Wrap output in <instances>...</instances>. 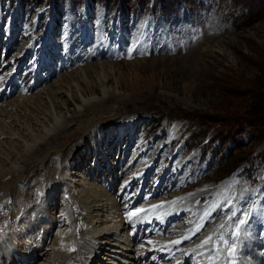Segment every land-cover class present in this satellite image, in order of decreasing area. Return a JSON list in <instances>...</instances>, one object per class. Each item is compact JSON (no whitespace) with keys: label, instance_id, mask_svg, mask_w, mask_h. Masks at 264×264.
Wrapping results in <instances>:
<instances>
[{"label":"rangeland","instance_id":"rangeland-1","mask_svg":"<svg viewBox=\"0 0 264 264\" xmlns=\"http://www.w3.org/2000/svg\"><path fill=\"white\" fill-rule=\"evenodd\" d=\"M205 1L201 0L200 2L204 4ZM157 2H161V4H157ZM194 2L195 0H186V2L185 0H0V39H2V36H8L5 42L8 43L10 39L12 40L10 42L11 45L6 50L8 51L6 55L3 53V48L0 49V66L1 63L9 60V69L13 67L11 60L14 58V54L18 57L20 51L26 49V35H29L31 31L25 30H29L31 27L33 29H40L35 31L33 37L29 35L27 41L33 43L29 45L28 51L30 54H33L36 49L35 44L40 41L42 48L38 50L36 55L31 56L33 60L38 58V64L33 67L32 62L28 61L26 64L28 69L34 70L32 68H35L36 70L39 65H47L48 61L55 60L53 62L55 68L52 72L46 70V66L42 67L48 73L43 74L42 80H35L36 82L41 81L43 83L29 92L31 96L49 87L53 91H58L59 89L63 93H65L67 85L75 87L76 90L79 89V93L81 89L84 90L83 85L79 82L80 80L78 81L75 76L80 69H87V64H89L85 60L90 42L84 39L88 33L83 35V39L78 36L70 37L65 33L64 23L62 24L60 28L62 37L58 38V40L60 41L62 52L66 57V62L61 66L60 72L57 71L56 69L62 62L63 54L62 52H56L51 45H48V42H46L48 38L43 35L45 32L49 33L50 22L48 23V21L52 14H54V11L60 14L57 17L58 20L64 18L65 22L71 25L74 23V17H76L78 23L74 31L81 33L88 28L91 16L99 11L97 9L98 6L106 5V7H111L116 12L115 15L121 13L122 20L126 22L135 17L136 13H140L144 9L149 10L152 4H154L153 7H156L155 10L158 13V18H156L157 21L155 22L156 27L152 29L160 34L155 39L157 45L148 43L141 47H130L134 36H146L142 30L133 29L129 33H125L126 37L122 46L135 54L143 48L144 50L137 56V59L135 58L130 61L124 58L120 59L116 51L114 55L117 56L118 62H113L112 56L107 57V59H98L91 62L92 64H113L112 68L106 69L102 75L106 79L104 82H106L105 86L107 89H115L116 94L120 96L119 102L115 104L119 112L110 123L116 127L113 125H100V131L99 129H97V132L87 130V133L78 130L81 129V126L71 128L69 133L72 134V138L67 141L60 151L50 153L51 158L49 157L48 161L51 162L55 153L60 152L61 156L63 155L59 163L60 167L65 163L64 160L70 157L72 162L71 172L73 170V172H82V174L80 173L82 177L83 174H102L105 172L107 181L104 182L105 179L103 178L101 183L97 182V185L107 189V192L113 194L112 197H118L116 195L117 191H119L121 183H123L125 178H129L128 182H130L133 177L139 174L141 180L138 181V184L123 194L125 196L126 193H130L127 200L123 201L124 196H122L121 201L119 200L118 202L119 206L126 207L131 202L130 198L134 195L135 189L136 192L139 190L138 195H135L136 198L139 195L141 198L135 203L134 208L131 209L132 211L139 209L147 197L148 201L151 202L158 201L159 199L171 202L173 200L171 196L183 199L200 190H208L209 195H211L216 187H220L221 194L220 189L217 194H212L214 197L220 195L214 201L212 199L213 202L210 207L207 205L204 210L206 211L209 208L212 213L208 217L210 219L209 222L205 225L202 232L197 237H194L195 239L193 238L188 241L182 248L191 243L198 244V247H201L202 243H197L198 239L204 236V233L209 231V229L210 233L214 231L217 227H213L212 229L211 227L220 218L223 217L222 223L227 224L223 220L228 211L222 210L223 206L216 209L218 204L216 207L214 204L220 202L229 193L232 182L233 189L227 200L230 203L231 201L234 202V198L237 195L236 188L240 190L242 187L244 192L241 195L246 196V194L251 192L252 196H255V198H252V202L255 201L258 206L259 202L256 190L260 196L259 200L262 197L264 198V114L260 116H253V114H251L252 116L244 115V112L247 110L245 108H247L252 94L254 95L255 93L256 81L264 75V0H208L210 3L206 8L207 13H205V18H194V21H198V23L205 20V31L207 33L196 38L193 42H191L187 34H182L175 39L173 31L175 29V21L171 20L169 26H167V18L170 14H176V10L169 14L167 10H162L167 9L168 6L172 8L174 3H183L186 6H191L190 4ZM244 3H246V7ZM244 8L246 9L244 10ZM38 10H48L46 28L42 26L44 25L43 18L47 12L39 14ZM75 10L79 11V17L75 15ZM12 20L15 21L13 23L15 28L10 33L9 27L6 25L7 22H12ZM212 23L216 24L213 26ZM130 24L134 28L139 25L132 20ZM16 26H18V29ZM100 26L101 22L98 24V27ZM119 30H123L121 24L119 25ZM92 34L97 37L99 33L92 32ZM19 35L21 37H18ZM113 40L109 39L106 42L108 43ZM17 44L19 48L15 46ZM46 46L47 48L43 52V48ZM12 48L16 52H13L11 55L10 50ZM85 51L87 53L82 56L79 54L78 56L70 55V53H82ZM56 53L58 56L55 55ZM70 58L72 59L68 61L67 59ZM22 61L16 59L14 64L21 63ZM79 61L84 62L76 69L71 67L74 66L72 64ZM69 65L70 67H68ZM48 67L50 68L51 65H48ZM2 70L4 73L9 71L8 66L7 68H2ZM18 72H21V70H18ZM2 75H0V82H6L8 78L5 79L6 75ZM8 75L11 76L10 73ZM70 77L75 79L69 80ZM29 79H26V81ZM93 80V78L89 79L87 77L83 81L89 85H96ZM1 85L2 83H0ZM1 90L6 89L3 86ZM5 94L7 101L15 99L19 95L17 92H13L11 95L2 93V95ZM74 94L73 88V90L69 91L68 95L67 93H61L57 97L55 96L56 98L54 97L56 99H54L55 102L60 103V105L66 103L67 100L70 101L67 106H63L65 109H68L69 115L73 114L80 105L79 101L75 102L73 100L71 95ZM100 96L101 93H98L96 98H100ZM44 106L39 111L40 114L48 112L49 107ZM62 111L64 112V110ZM206 116H209L212 120H222L221 127L225 126L228 122H240L241 120L246 122V126L238 129L243 132L240 136L236 132L234 134L223 133L224 128L221 129V127L211 124H199L198 117ZM172 118L183 121H171ZM203 120L205 119L203 118ZM205 127H208V129H205ZM130 129H134L132 136H129L127 132ZM182 130L187 131V134H192L191 139L187 141L186 145L190 146L196 141H200L202 142L203 151L196 149L189 154L185 153V148L182 144L184 133L179 139L175 138ZM255 130L259 134H255ZM77 132L79 133L77 134ZM121 132L122 138L119 139L118 135ZM19 133L16 135L18 139L12 138L9 140L5 154L0 153V175L7 173L16 165L22 166L21 160L24 155V148L21 140L23 136ZM206 139H209V141L206 142ZM95 140L101 144L94 152L95 145L93 147V144H95ZM171 140L172 142H170ZM59 144V142L55 141L52 147H59ZM56 150H59V148H56ZM128 165L132 169L128 170L129 173L123 175L122 171L129 167ZM43 171H41V168L37 170L32 165H26V170L23 171L22 177H7L3 179L11 185L10 188H12L13 192L12 199L6 204L5 202L1 204L3 193H0V226L10 228L12 225H26L28 220L33 221L32 215L35 213V208L26 211L25 207L37 205L41 200H45V198H42L40 188L44 191L49 190L50 183H52L49 179H46L45 182L39 179V174L41 175ZM135 171L137 172L132 175ZM109 174L112 175L114 180L113 188L108 186V183L111 181ZM131 175L132 177H130ZM162 176L166 178L164 179ZM72 177L73 179L81 180L76 175ZM171 178H173L172 181H170ZM87 179H90V177L88 176ZM3 180L2 182H4ZM32 180H39V183L32 185ZM221 181L224 182L220 184ZM66 182L69 183V181ZM165 184L170 189L173 188L174 184L178 186L170 190L169 193L166 192L159 195L158 192H155L159 186H163L162 188H164ZM225 185L227 187L222 189ZM56 186L59 187V191L56 192L54 202L47 209L50 213L49 216L53 218V222L60 216L61 206L65 202L63 196L66 197V192L63 195L62 191L64 185ZM22 191L29 193L25 200L21 197ZM154 193L156 194L153 196ZM20 199L23 202L19 203ZM208 200L209 196L206 199H200L195 204L192 203L190 209H196V213H202L203 208L201 204L206 201L208 202ZM229 202L224 205L228 207ZM261 203L264 204V201L262 200ZM156 205L160 206L159 203H156ZM197 205H200V207ZM233 206L236 208L237 213L235 203H233ZM257 209L258 207L253 209L255 211H252L256 212ZM213 210H219L218 214L213 215ZM263 212L264 205L260 207L259 215H262ZM236 213L233 218L236 216ZM16 214H18L17 220L13 219ZM247 219L248 223L253 221L250 217ZM12 220L15 221L12 222ZM260 220L264 221V216ZM237 221L241 225L238 219ZM171 224H176L173 228L179 227V224L180 226L182 224V220ZM57 228L58 226H55L53 232ZM228 228L230 230L229 225ZM168 229L170 228L167 226L166 231ZM39 232L38 230L36 233ZM224 232L226 233L225 228ZM1 233H3V229H0ZM36 233L34 234L35 236ZM238 237L240 235L235 234L233 241L236 242ZM40 240L41 235L34 239L35 242H40ZM243 243H246L248 247V240ZM243 243L242 248L244 249ZM253 248L257 252V255L252 261H261V264H264V257L258 251L259 248L256 246ZM27 250H29V247H26ZM34 253L36 254L38 251L35 250ZM240 254H243L244 257L247 256L245 253ZM99 256L102 255L99 254ZM34 260H32L31 264H36ZM154 261V263H158V260L154 259ZM2 264L5 263L3 262ZM158 264H171V262L165 260L160 261Z\"/></svg>","mask_w":264,"mask_h":264},{"label":"bare ground","instance_id":"bare-ground-1","mask_svg":"<svg viewBox=\"0 0 264 264\" xmlns=\"http://www.w3.org/2000/svg\"><path fill=\"white\" fill-rule=\"evenodd\" d=\"M100 37L101 34H97V38ZM122 37L125 38L126 34L123 33ZM115 52L116 50L114 54ZM71 59L72 58L67 60L69 61ZM98 59H102V51L98 48L96 50L89 48L85 60L89 63L87 64V69H80L75 76L78 81L80 80L79 82L83 85L84 90L81 89L79 93V89L76 90V88L72 86L75 94L71 96L75 102L79 101L80 105L71 115H69L68 109L63 107L69 104V100L61 105L55 102V98L58 94L67 93L68 95L69 91L73 90L71 86L67 85V87H65V93L61 92L59 89L58 91H53L49 87L43 89L40 93L32 94V96L31 94H27L26 96L18 95L15 99L7 101L5 99L6 96L2 95L3 90H1V88L4 86V89H9L11 92L13 90L12 88H15V86L11 88L7 82L10 81V83H12L11 85H13L15 84L14 79L7 73V76L10 77H8L6 82H0L2 83L0 86V153L5 154L9 140L12 138L18 139L16 135L19 132L21 136H23L22 139L19 135L22 139L21 142L24 148V155L21 160L22 166L16 165L7 173L0 175V193H3L1 204L4 202L6 204L12 199L13 192L12 188H10L11 185L3 179L7 177H22L23 171L26 170V165H32L37 170L41 168V171H44L41 175L39 174V179H42V182H45L46 179L52 182L50 183L49 190L44 191L40 188L41 195L43 196L42 198H45V200H41L38 204L36 203L37 205L34 204L25 207L26 211L35 208V213L32 215L33 221L28 220L26 225H12L11 227L9 226L10 228H3L2 225L0 226V229H3V233L0 234V264L3 262L5 264H31L34 259L36 264H156L154 263L155 261H150L155 258L156 254H160L157 259L155 258L158 262L163 259L171 260L173 264H184V262L179 263L178 259L189 255L188 258H191L189 264H196L194 258L203 256V254L200 253V248H195L198 244L191 243L182 248L185 243L197 237L210 220L207 218V221L203 223L207 215L205 211L204 213L192 215L195 211L190 209V207L192 203L195 204L198 200L206 199L209 196L208 202L206 201L201 204L202 207L203 205L206 207L207 204L211 203L214 197L212 194H217L220 187H216V192L213 191L211 195H209L208 190H200L191 196L179 199V202L174 196H171V199H173L171 202H165L162 201V199L151 202L148 201L147 197L144 204L139 207V209H144L143 212H139L130 219V214L136 212V210L132 211L131 209L134 208L135 203L138 202L141 196L139 195V197L137 196L136 198V193L132 195L130 198L131 202L126 207L119 206L118 202L119 200L121 201L124 191H129L130 188L138 184V181L141 180L139 174L133 177L127 185L121 183L123 185L116 194L118 197H112L113 194L107 192V189L97 185V182L101 183L103 178L105 179L104 182L107 181L105 172L102 174L97 173L98 175L96 173H90V175L83 174L82 177V172H73L74 170L71 172L72 162L70 157H67L64 160L65 163L60 167L59 163L63 158L60 152L55 153L51 162L48 161L51 156L49 155L50 153L60 151L61 148L66 145L67 141L72 138V134L69 133L71 128L81 126V129L78 130L85 133L87 130L97 132L100 125H113L110 123L114 119L113 117L119 112L115 104L119 102L120 96L116 94L115 89H107L105 86L106 82H104L106 79H104L102 75L106 69H111L113 64L91 63ZM104 59H107V57ZM7 66L8 70L12 69H9V60L1 63L0 67L7 68ZM87 77H89V79L93 78V82L96 85L86 84L83 80ZM75 78L70 77L69 80H74ZM28 81L29 80L26 82ZM98 93H101L100 98H96ZM44 105L49 107L48 112L40 114L39 111L42 107H45ZM62 110H64V112ZM113 126L116 127L115 125ZM100 130L101 129H99V131ZM127 132L129 136H132L134 129H130ZM78 133L79 132H77V134ZM118 136V138L121 139L122 132ZM55 141L60 143L59 147H56L59 148V150L52 147ZM100 144L99 141L95 140V144H93V147L95 145V150L93 149L94 152L97 150V147H100ZM130 169H132V167H127L122 171V174L125 175L129 173L128 170ZM136 172L137 171L133 172L132 175ZM74 175L78 176L81 180L73 179L72 176ZM132 175L130 177H132ZM88 176L90 179H87ZM162 177L164 179L166 178L164 176ZM110 178L111 181L108 183V186L113 188L114 180L112 175H110ZM2 180L4 182H2ZM128 180L129 178H125L124 181L127 182ZM172 180L173 178H171L170 181ZM38 181L32 180L31 184L35 185L39 183ZM66 181H69V183ZM186 182H188V180H186ZM177 184H174L171 189L167 187L166 184L164 188H162L163 186H159L155 192H158L159 195L165 194L166 192L169 193L170 190L178 186ZM56 185H64L62 191L63 195L64 192H66V197L63 196L65 202H63L61 206L60 216L53 222V218L49 216L50 213L47 209L49 205H52L55 194L59 191V187ZM121 188L124 189L122 193ZM134 192H136V189ZM243 192V187L240 190L236 188L237 195L234 198V202L237 204L238 208L248 210L243 205L245 198L247 195L251 196V198H255V196H252L253 194L251 192L246 194V196H242L241 193ZM21 194L22 199L25 200L29 193L22 191ZM155 194L156 193H154L153 196ZM128 195L126 194L124 196L123 201L127 200L126 197ZM228 199L229 196L225 198L221 207L229 202L227 201ZM18 202L20 203L23 201L20 199ZM156 203H159L160 206L156 205ZM249 207L253 210L258 207V204L253 201ZM160 212H163L162 217H158ZM218 212L219 210L214 211L213 215L218 214ZM248 217L252 220L255 218L259 219L258 216L253 217L252 215L249 216V214L247 215V218ZM222 218L219 220L217 219L218 221L211 227V229L217 227L211 232L214 233L211 244L214 245L215 249H219L222 245V249L218 252V256L225 259L229 256L236 257L240 253H245L247 256L244 257L243 254H240L238 263L235 264H261V261H252L257 255V252L253 248L255 246L253 239L251 237L242 238L240 236L236 242L233 241V237L237 233H225V224L222 223ZM13 219L17 220L18 214H16ZM15 220H12V222ZM180 220H182L181 226L179 224V227L170 228L166 231L167 226ZM55 226H58V228L53 232ZM249 227L252 231L257 230L253 221H250ZM38 230L40 232L36 233ZM219 230L221 231L219 232ZM162 232H164V234L161 235ZM35 233L36 236L34 235ZM209 233L210 229L204 233V236L198 239L197 243L204 240ZM40 235V242H35L34 239ZM163 237L165 240L162 239ZM246 240H248L249 245L247 248L243 249L242 243ZM176 241H179V243H174ZM255 242L256 244L259 243L257 239ZM26 247H29V250L26 251ZM201 247H205V244H202ZM179 248H182V250L172 256V252ZM232 249H235V251L230 254V250ZM35 250L38 251L39 254H35ZM163 250H166L165 253H161ZM99 254L102 256H99ZM147 257H151V259L146 260ZM145 260L146 262H144ZM246 260L249 261L244 262ZM224 263L225 262L222 264Z\"/></svg>","mask_w":264,"mask_h":264},{"label":"trees","instance_id":"trees-1","mask_svg":"<svg viewBox=\"0 0 264 264\" xmlns=\"http://www.w3.org/2000/svg\"><path fill=\"white\" fill-rule=\"evenodd\" d=\"M237 1V0H236ZM241 3V2H240ZM245 7H246V3H244ZM246 8H244L245 10ZM255 93L254 95L252 94L251 99L249 101V104L247 106V108H245V112L244 115H249L252 116L251 114H253V116H260L261 114H264V75L262 77H260L257 81H256V85H255ZM203 118L205 120H203ZM172 119H177V118H172ZM211 119L209 116L206 117H198V121L199 124L201 125H205V124H211V125H215L218 127H221L223 121L222 120H208ZM244 126H246V122L244 120H241L240 122H228L225 126H222L221 129H223V133H235L237 135H241L243 132L241 129ZM253 127V126H252ZM254 128V127H253ZM205 129H208V127H205ZM214 131V130H213ZM255 134H259V132L257 130H255ZM192 137V134H187V138L186 140H189ZM209 137V136H208ZM202 144V142L200 141H196L195 143H193L191 146H189L188 150L192 151L194 148L200 146ZM239 162V161H238Z\"/></svg>","mask_w":264,"mask_h":264},{"label":"snow or ice","instance_id":"snow-or-ice-1","mask_svg":"<svg viewBox=\"0 0 264 264\" xmlns=\"http://www.w3.org/2000/svg\"><path fill=\"white\" fill-rule=\"evenodd\" d=\"M141 211H143V210H142V209H137L135 213H131V214H130L129 218L131 219L132 217H134L135 215H137V214H138L139 212H141ZM241 223H243V222H241ZM208 242H209L208 240H205V241H204L205 244H207ZM174 243H179V241H176V242H174ZM234 251H235V249L230 250V254H231L232 252H234Z\"/></svg>","mask_w":264,"mask_h":264}]
</instances>
